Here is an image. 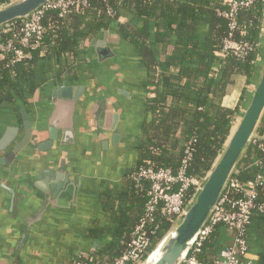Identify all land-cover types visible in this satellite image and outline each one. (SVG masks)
Instances as JSON below:
<instances>
[{
    "label": "crops",
    "instance_id": "obj_1",
    "mask_svg": "<svg viewBox=\"0 0 264 264\" xmlns=\"http://www.w3.org/2000/svg\"><path fill=\"white\" fill-rule=\"evenodd\" d=\"M119 20L137 28L146 26L126 9ZM147 27L149 44L157 58V25L152 22ZM199 29L204 35L208 27L201 23ZM79 63L75 72L61 77L48 69L26 102L0 109V140L10 128H19L11 146L0 150V158L24 136L23 110L33 131L32 141L17 152L14 160L0 164V264H70L76 257L110 244L129 206L123 194L128 175L139 159L142 125L151 120L146 60L114 25L86 42ZM255 80L254 75L235 122ZM244 84V76L234 77L222 99L224 106L234 109L240 104ZM61 87H70L76 99L71 115L75 142L68 146L61 141L62 123L67 118L64 105L69 101L61 98L57 111L53 104L54 92ZM54 117L59 125L57 140L51 148L39 150L36 147L49 140ZM64 158L66 164L61 169ZM56 184L62 185L58 193L53 190ZM32 217L35 220L28 238L17 250L22 227ZM219 232L221 245L232 241L233 233L227 228L221 226ZM247 238L250 261L264 264V218L259 214Z\"/></svg>",
    "mask_w": 264,
    "mask_h": 264
},
{
    "label": "trees",
    "instance_id": "obj_2",
    "mask_svg": "<svg viewBox=\"0 0 264 264\" xmlns=\"http://www.w3.org/2000/svg\"><path fill=\"white\" fill-rule=\"evenodd\" d=\"M9 1L0 0V4ZM82 1L87 2L86 7L70 11L63 17L53 10L45 14L44 42L38 50L31 51L28 58L11 63L13 56L7 54L0 60V109L18 101L26 102L48 69H54L57 77L75 72L86 42L101 31L117 25L124 38L136 45L148 66L145 86L151 120L142 125L139 159L128 175L129 182L123 194L129 206L124 209L110 244L70 262L113 264L126 251L131 234L145 212L146 196L136 188L133 174L147 162H152L156 169L170 168L176 172L182 165L189 143L195 141L188 172L203 179L226 146L243 97L256 73L264 19L263 3L259 1L238 14L239 29L234 38L252 44V55L247 59L231 55L221 60L216 53L230 28L228 21L217 13L222 6L217 0ZM109 8L114 10L115 17L107 14ZM123 9L146 26L137 28L130 22H119ZM152 22L156 23L158 30L157 58L149 44L147 26ZM201 23L208 27L204 35L199 29ZM0 29L6 32V27ZM16 32V28H11L2 35V40L15 39ZM16 46L19 45L16 43ZM40 63H43L42 67ZM237 75L245 77V84L240 104L232 109L224 106L222 99ZM258 134L264 137V119ZM259 144L263 148L251 146L234 175L235 180L245 184L256 174H264V140ZM255 161L262 162V165L254 166ZM257 191V202L264 204V187ZM234 197L242 195L234 194ZM259 216L264 218V214ZM172 225L162 213L154 214L153 222L147 224L151 239L149 253ZM219 231L220 227L206 241L198 255L201 262L214 264L220 251L232 244L230 241L221 245Z\"/></svg>",
    "mask_w": 264,
    "mask_h": 264
},
{
    "label": "built area",
    "instance_id": "obj_3",
    "mask_svg": "<svg viewBox=\"0 0 264 264\" xmlns=\"http://www.w3.org/2000/svg\"><path fill=\"white\" fill-rule=\"evenodd\" d=\"M217 1L222 5L217 9V13L228 21L230 32L223 40L222 47L216 56L221 60L231 55L242 59L249 58L254 49L252 44L244 41L238 42L234 38L235 32L239 29L238 14L241 10L250 8L259 1L264 3V0ZM86 6L87 2L82 0H53L28 18L4 26L6 32L11 31V28H16L17 35H14L15 39L10 38L4 41L2 35L6 32L0 29V60L5 55L11 54L13 56L11 63L21 62L29 57L31 51L38 50L42 46L46 33L43 19L48 11H58L63 17L70 11H77ZM107 14L111 17L116 16L111 8L107 10ZM16 43L19 46H16ZM259 141L254 140L252 146L263 148ZM195 147V141L189 143L182 165L176 172L170 168L156 169L152 162H147L146 166L141 167L133 174L136 188L146 196L145 212L131 234L126 251L113 264H144L151 255L149 253L151 239L147 234V224L153 222L154 214L162 213L174 224L187 209L204 179H198L188 172ZM261 165L262 162L255 161L254 166L260 167ZM261 187H264V174L262 173L256 174L245 184L233 177L215 211L195 237L190 251L181 264H206L199 260L198 255L202 253L208 238L221 226L227 228L234 235L232 244L225 246L220 251L214 264H252L248 257L247 236L255 215L264 214V204L257 202V189ZM234 194L242 195V197L235 198Z\"/></svg>",
    "mask_w": 264,
    "mask_h": 264
},
{
    "label": "water",
    "instance_id": "obj_4",
    "mask_svg": "<svg viewBox=\"0 0 264 264\" xmlns=\"http://www.w3.org/2000/svg\"><path fill=\"white\" fill-rule=\"evenodd\" d=\"M53 0H11L8 3L0 5V28L13 22L23 20L41 9L44 5ZM107 34L105 33V39ZM259 58L257 70L255 73V83L253 84L243 111L234 124L229 140L215 161L211 170L204 177L201 186L198 188L194 198L188 205L184 213L172 225L170 231L157 244L152 254L157 253L153 264H181L187 253L190 251L192 243L199 232L209 221L217 204L228 188L238 167L251 148L254 140H264L258 134L261 123L264 119V22L261 32V42L259 45ZM61 98L69 101L64 109L67 116L62 124L61 144L68 146L75 142V132L71 115L74 112L75 102L71 95L70 87H61L54 92L53 104L56 111L61 107ZM57 112L54 113V116ZM23 138L14 146L10 147L9 152L0 158V164L11 163L16 157L17 152L27 146L33 137V131L29 116L26 110H23ZM55 117L50 120L49 140L44 144L37 146L39 150L51 148L57 140V128ZM19 128H10L0 140V150H5L15 141L18 136ZM66 164L65 158L61 160V169ZM62 188L61 184H56L53 188L58 193ZM35 218H30L22 227L21 239L17 250L26 242L29 229L33 225ZM151 255L144 262L147 263Z\"/></svg>",
    "mask_w": 264,
    "mask_h": 264
},
{
    "label": "bare ground",
    "instance_id": "obj_5",
    "mask_svg": "<svg viewBox=\"0 0 264 264\" xmlns=\"http://www.w3.org/2000/svg\"><path fill=\"white\" fill-rule=\"evenodd\" d=\"M156 256H157V253L152 254L151 257H150L151 259L147 263H145V264H153L154 263L153 261L155 260V257Z\"/></svg>",
    "mask_w": 264,
    "mask_h": 264
},
{
    "label": "rangeland",
    "instance_id": "obj_6",
    "mask_svg": "<svg viewBox=\"0 0 264 264\" xmlns=\"http://www.w3.org/2000/svg\"><path fill=\"white\" fill-rule=\"evenodd\" d=\"M230 89L229 90H232V87H229ZM236 88H238V87H236Z\"/></svg>",
    "mask_w": 264,
    "mask_h": 264
}]
</instances>
